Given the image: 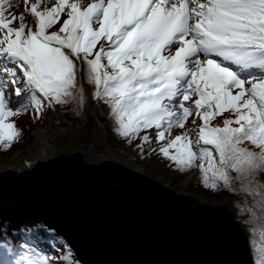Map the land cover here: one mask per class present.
<instances>
[{
    "label": "snow or ice",
    "instance_id": "snow-or-ice-1",
    "mask_svg": "<svg viewBox=\"0 0 264 264\" xmlns=\"http://www.w3.org/2000/svg\"><path fill=\"white\" fill-rule=\"evenodd\" d=\"M93 102L136 157L264 208V0H0V149L13 118ZM0 264L82 262L51 225L0 214Z\"/></svg>",
    "mask_w": 264,
    "mask_h": 264
},
{
    "label": "water",
    "instance_id": "water-1",
    "mask_svg": "<svg viewBox=\"0 0 264 264\" xmlns=\"http://www.w3.org/2000/svg\"><path fill=\"white\" fill-rule=\"evenodd\" d=\"M86 117L106 144L95 105ZM123 155L70 147L0 168V214L51 225L82 264H250L248 235L231 206L178 191L175 180L166 184Z\"/></svg>",
    "mask_w": 264,
    "mask_h": 264
},
{
    "label": "rangeland",
    "instance_id": "rangeland-1",
    "mask_svg": "<svg viewBox=\"0 0 264 264\" xmlns=\"http://www.w3.org/2000/svg\"><path fill=\"white\" fill-rule=\"evenodd\" d=\"M20 10L21 9H17V11H20ZM94 105L96 106V109H97V105L91 103V106H94ZM90 111H92V108H90ZM50 112L46 114V119H40V120L30 118L27 115L18 117V118H13L16 121L18 127L24 126L27 132V136L21 137L19 142L14 143L11 149L7 152L0 149V153L6 157L10 155L11 153H18V152L26 150L31 144L35 142L34 131L36 129H43L44 127L49 126V125H52L54 128L61 127L62 124L60 120L62 119V116H64L63 113L60 110H58L57 113L52 112L50 114ZM52 116L54 118H51ZM70 117H71V120H73V125L71 126H72V131H73L72 132L73 138H74L73 140L75 141V144H78V142L82 141L81 139H83L82 142L85 145H87L91 140H93V136L95 134L96 129L94 128L93 133H92L91 123L87 117L84 119H81L78 116L77 117L70 116ZM105 127L107 130L106 123H105ZM176 134H179V132H176ZM111 137L113 138L114 135H112ZM106 144L110 147V149H112L114 153L117 154V156H124L123 151L126 153L127 148L124 146V144L121 142V140L118 137L112 139L111 142L109 141L108 130H107ZM138 160L139 162H142L140 158H138ZM145 161H147V167H148V170L151 171L150 173L154 175L158 174L159 176L165 179L175 180L174 184H176L177 186L180 185L181 179H183L184 176H186V174H182L174 170V168L170 166L166 160H163L159 155L148 156L146 157ZM195 178L196 177H192L190 179V181L188 182V185L186 186V191L192 195H195L201 198L204 201H208V202L217 201L218 202V201L225 200L229 206L235 209L234 204H232V202L242 200L241 199L242 196L236 195V194H227L221 197H209L207 196L206 194L207 192L205 190L197 188L195 184L196 182ZM255 240L257 243H259V237L256 236Z\"/></svg>",
    "mask_w": 264,
    "mask_h": 264
},
{
    "label": "bare ground",
    "instance_id": "bare-ground-1",
    "mask_svg": "<svg viewBox=\"0 0 264 264\" xmlns=\"http://www.w3.org/2000/svg\"><path fill=\"white\" fill-rule=\"evenodd\" d=\"M52 112L54 113L55 111ZM51 118L54 117L52 116ZM95 129L96 130L93 136V140H91L87 145L82 142L83 139H81L82 141H79L78 144H75V141L73 140L74 138L72 134V126L71 124H68L66 122L62 123L61 127L54 128L52 125H49L44 127L43 129H36L34 131L35 142L31 145L29 144L30 146L26 150L18 153H11L6 157L0 153V168L18 167L24 164L22 160L27 156L30 158L42 157L54 151L66 150L70 147L81 149L84 151H88L90 149L92 152H94V154H97L99 157H121L117 156V154L114 153L107 144H105V136L103 135V133H101V131L97 127H95ZM126 153L132 156L137 161H139L138 157H136L129 149H126ZM138 163L139 166L137 167V169L142 170L149 175L156 176L160 181L166 184L170 183L169 181H172L170 179H165L159 176L158 174L154 175L150 173L151 171L148 170L147 163L143 161ZM170 184V186L174 187L178 191L187 192V181L181 182L178 186L174 184V182ZM221 203L225 205L226 201L223 200L221 201Z\"/></svg>",
    "mask_w": 264,
    "mask_h": 264
},
{
    "label": "trees",
    "instance_id": "trees-1",
    "mask_svg": "<svg viewBox=\"0 0 264 264\" xmlns=\"http://www.w3.org/2000/svg\"><path fill=\"white\" fill-rule=\"evenodd\" d=\"M93 104H95V103L93 102ZM72 110L73 111L75 110L74 106H72ZM60 111L63 113V115L65 117H67L68 119L71 120V117H70L71 115L68 114V111H69L68 108H65V109L60 110ZM96 111H97V116H98L99 120L105 121V123H106L107 130H108V139L111 142L112 139L116 138L117 136H115L113 134L109 120L106 119L105 115L101 114L102 112H104V108L97 106ZM225 115H228V114L226 113ZM213 124L214 125L220 124L222 126V118L218 117L217 120L213 122ZM22 128L24 129L22 137L27 136L26 129L24 128V126ZM180 131L181 130L176 129V130H174L173 134L175 135L176 132L180 133ZM112 135H114L113 138L111 137ZM195 184H196L197 188L205 190L207 192L206 193L207 196H209V197H221L223 195H227V194L212 193L210 190L203 188V186L201 185V183L197 179H196ZM241 199L242 200L232 202V204H234V207H235V209H234L235 215L242 222L243 226L245 227L247 234H249V232H251L252 230H257L256 236L258 237V230L261 227H264V208H262L256 202V200H252L250 198L245 199L243 196ZM257 200H258V198H257ZM229 202H231V201H229Z\"/></svg>",
    "mask_w": 264,
    "mask_h": 264
}]
</instances>
